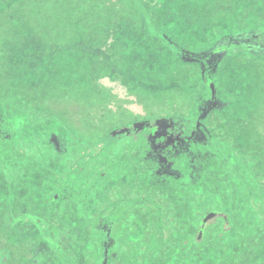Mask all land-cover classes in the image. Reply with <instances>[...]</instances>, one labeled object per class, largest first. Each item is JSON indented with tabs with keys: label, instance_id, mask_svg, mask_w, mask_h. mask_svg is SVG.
<instances>
[{
	"label": "rangeland",
	"instance_id": "1",
	"mask_svg": "<svg viewBox=\"0 0 264 264\" xmlns=\"http://www.w3.org/2000/svg\"><path fill=\"white\" fill-rule=\"evenodd\" d=\"M111 1L119 6L125 0ZM144 1L154 22L169 24L165 30L175 44L183 51L189 45L195 46L191 48L199 55L186 52L181 60L156 38L157 28L156 32L145 29L138 13L135 12L134 20L135 14L131 17L123 8L120 12L105 9V25L97 26V21L90 20L83 27L78 25L70 42L64 45L45 44L28 29L23 31L22 38L16 39L20 41L19 48L12 53L10 64L12 79L17 81H10V88H5L19 101L38 103L60 112L76 134L66 135L57 128L59 138L51 142L62 151L51 156H41L36 139L37 152L26 144L16 143L0 158V234L9 223H16L19 229L25 219L39 222L48 214L43 228L38 227L42 236L75 250L71 242L79 239V232L85 237L89 235L90 223L108 219L111 224L122 222L123 230L124 224L129 223L128 229L134 228L136 239L129 246L119 241L120 234L112 231L115 235L105 247L106 264H264V191H258L252 181L237 174L228 162L227 167L219 166V161L197 153L196 146L207 142L211 134L230 129L233 121L235 124L245 121L246 115L251 118L259 106L254 99L258 91V54L242 55L222 49L210 61L211 74L221 85L218 104L203 112L208 101L207 87L202 81V62L197 57L204 56L201 46L209 49L219 39L213 26L206 27L202 34L203 29H197L195 23L200 17L212 16L207 6L215 4L214 11L219 8L231 11L238 0ZM246 4L264 10V0H246ZM242 31L232 27L227 30L226 35L231 37L226 40L231 43L242 39V34H235ZM235 83L243 90L236 97L230 88ZM188 84L196 86L199 94L186 92ZM231 101V110L237 113L234 118L224 109ZM238 106L243 107L239 113ZM27 108L20 113L15 107L0 104V125L5 133L25 143L28 137L24 135L30 129L44 125L54 132L52 119L40 122L35 107ZM192 111L201 113L197 125L191 122ZM151 116L172 118L170 122L156 120L160 129L173 137L172 143L163 145L164 136L155 137L142 131L147 124L142 119ZM20 119L26 120L22 124L27 131L16 126ZM121 121L134 126L107 135ZM71 142H75V149L85 143L102 144L112 157L129 151L122 156L128 158L129 164L119 179L108 184L105 181L114 176V169H108L104 175L100 173L97 180H89L91 177L79 180L78 171H68L62 157L68 154ZM240 180L246 182V187ZM258 180L264 189V179ZM144 192L148 195L140 201ZM69 201L75 202L79 209L72 208ZM121 212L123 219L119 217ZM53 221H57L68 242L63 244L56 231L51 230ZM71 225L80 226L76 237L70 231ZM30 227L29 223L24 224L19 237H26ZM92 231L93 235L99 234L98 229ZM129 232L125 231L126 237ZM42 236L36 232L32 239H38L39 249H46L49 255L46 264H67ZM144 238L153 239V243L143 241ZM93 244L85 241L84 249L96 256ZM109 255H113L111 261ZM77 261L89 264L88 256L80 250Z\"/></svg>",
	"mask_w": 264,
	"mask_h": 264
},
{
	"label": "trees",
	"instance_id": "2",
	"mask_svg": "<svg viewBox=\"0 0 264 264\" xmlns=\"http://www.w3.org/2000/svg\"><path fill=\"white\" fill-rule=\"evenodd\" d=\"M209 1L210 3L212 1L213 3L215 1L222 2V0H208V2ZM114 2L111 0L106 2L104 0H0V104L5 108L8 106H10V108L15 107L20 113L27 111L28 106H34L36 114L37 112L39 113L37 116L39 117L40 122L52 119L51 127H56V129L54 128V132L52 129L46 128L44 125H41L40 128L36 130L30 129V133L24 135L28 137V140L24 143L19 139L16 141L15 136L13 137L11 134L5 133V129L1 124L0 158L10 151L12 145L16 146V143L20 146L26 144L28 145V149L37 152L38 150L35 148L36 139L39 141V152L42 154L41 156H51V154H55L53 152L62 151V148L59 149L55 143H52L59 138V134L56 133V131H58L57 128H60L61 132L66 135L69 132L71 135L76 134L74 130L68 126L65 119L66 117L60 112L38 103L31 104L26 103L23 100L19 101L11 91H8L5 88V86L10 88L12 85L10 81H17L12 79L14 77L11 73L12 66L10 62L12 53L19 48L18 44L20 41L16 39L23 37L24 30H30L37 39L42 40L45 44L49 42L52 44L57 43L58 45H64L65 43L70 42V38L75 34L78 25L83 27L88 20L91 22L97 21V26L99 24L105 25L103 24V21L106 19L104 13L105 9H116L117 12H120V8H123L124 11L129 12L131 17L135 12L138 13L145 24V29L152 28V30L156 32L157 28L158 31L156 34L159 36L156 37V34L154 35L151 33L150 35L166 43L170 47L172 54H178L181 60H183L184 53L186 52L193 53L192 55H199L195 53L196 49L191 48L195 46H188L181 43L183 47L188 46V49L183 51L180 48V45H177L178 43L175 44L171 39L172 37L167 34L169 31L165 30L167 26L169 27V24L166 23V21L165 23L161 22L159 24L154 22L149 14L147 3L144 0H125L124 2H121L119 6ZM237 2L238 3L232 6L231 11L222 8L214 11V8L216 7L215 4L207 6L212 16L208 19L200 17V20L195 23L197 29H203L202 34H204L206 27L210 25L213 26L219 39V41L216 40L209 49L206 48V46H201V48L204 49V56L197 57L199 61L202 62V81L207 87L206 94L208 101L203 112L205 110V112H208L212 107H217L216 104H218V89H220L221 85L211 74L212 65L210 61L213 56L222 49L240 52L242 55L250 54V56H257L256 54H258L259 60L257 74L259 73L260 80L258 79L256 85L258 91L255 93L254 99L257 100L258 103L256 104H259V106L251 118L246 115L245 117L247 119L245 121H239L237 124L233 121L234 125L231 126L230 129L218 134H211L207 142L197 143L196 146L198 149L197 153L205 154L207 159H215L216 161H219V166L224 165L227 167L225 162H228L231 166L235 167L237 174L245 177L247 181H252L255 188L257 187L258 191L263 192V186L258 179H264V10L256 9L255 4L247 5L246 0H238ZM133 18L136 20V14ZM63 26L65 28H63ZM232 27L234 30L243 29L242 33H235L237 35L242 34L243 38L236 39L230 43L226 39L231 36H227L226 33L227 30ZM250 34H254L255 37L248 39L247 36ZM205 38L206 42L208 37ZM195 39L197 40V36ZM201 42L202 45H204V41L201 40ZM206 50L207 52H205ZM250 74L254 75L253 72H250ZM244 76H246L245 72ZM187 87L188 88L185 89L186 92L189 91L199 94L198 88L193 84H188ZM239 87L240 86L237 83L230 84V88H232V92H230L234 97L242 94L243 90ZM75 97H78V94H76ZM46 103H50V101L46 100ZM231 104L232 101L229 105L224 106V109L226 112L231 113V118H234L237 113L231 110ZM224 109L222 111H224ZM241 110H243V107L240 106L236 109L238 113ZM200 114H194L192 116L191 122H193L194 125H197ZM6 116H8V113H6ZM181 117L186 119L184 116ZM27 119L29 120L31 117H28ZM157 119L164 118H153V116H151L142 119V123H147L146 126L142 128V131H146V133L155 137L164 136L163 145L166 143H172L173 137H171L170 134L164 133L160 129L156 124ZM164 120L170 122L172 118L168 116L165 117ZM24 121L26 120L20 119L18 122L16 121V126L20 128L21 131H27L26 125L22 124ZM31 121L33 120H30L29 122ZM133 124L134 123L127 124L121 121L118 125L111 127L107 132V135H116L121 131L130 130L133 128ZM3 130L4 132H2ZM142 131H140V135H144ZM137 132L138 131H134V133ZM96 135L98 136V134ZM74 144L75 142L70 143V148L66 151L68 154L62 157H65L64 160L68 171H78L80 177L78 176L77 179L79 178V180H84L90 177L89 180H97L100 179V173L101 175H104L108 172V169H114V176L111 175L105 181V183L108 184L113 179H119L122 172L125 171V167L129 164L128 158H122V156L129 151L122 153L120 156L117 155V157H112V155L105 150V146H101L102 144L85 143L81 145L82 147L80 146L77 149L73 148ZM242 153L244 154L242 155ZM130 166L133 167L131 164ZM240 182L242 186L246 187V182H243L242 180H240ZM248 191H246L245 196L247 198L250 197ZM97 194V192L94 194V198ZM146 195L148 194L144 192L142 198L139 200L143 201L146 199ZM79 197H83V194H80ZM152 197L153 196H151V198ZM74 198L78 199L76 196ZM69 203H71L70 206L72 208L79 209V206L75 202L69 201ZM145 208L148 209L146 206ZM47 215L39 222H31L25 219L22 221L19 229L16 228V223L14 222L8 224L7 228L4 229L5 232L0 234V264H46L49 258L46 249H39L38 239L33 240L32 237L36 232L42 236L38 227L43 228V223L48 221L46 219ZM120 216L121 219H123L124 212H121L119 214V217ZM27 223H29L31 227L27 229L26 237L21 238L19 237V230ZM70 223L71 222H69V224ZM121 223L122 222L120 221H115V223L111 224L108 219H105V221H98L96 224L90 223L87 228V231L89 229V235H86L85 237L77 230L80 226L82 228V224H80V226L76 225L75 227L71 225L70 231L75 237L76 232L80 233L79 239L71 242L72 247H75L76 251L72 248H65L63 247L64 245L61 247L56 244L51 237L42 236V239L45 240V242L50 245L67 264H80L77 261V252L79 250L88 256L89 264H106L107 256L105 247H107L108 240L111 239L114 234L112 231L120 234L119 241L126 242V245L133 246V241L136 239V237H134L135 234L133 233L134 228L128 229V225L130 224L125 223V229H120ZM111 225H113V227ZM97 229L99 230L98 235L94 233ZM51 230L56 231L57 237L61 239L63 244L69 241L65 240L63 237V232L57 221L51 223ZM90 230H93L92 233L95 235L91 234ZM126 230L130 231L127 233L128 237H126L125 234ZM121 233L125 235L122 236ZM85 241L94 243L93 247L94 249L96 248L95 252L98 253L96 256L89 253L86 250V247L84 249ZM143 241H149V244L153 243V239L149 238H144ZM109 258V261H111L113 255H109Z\"/></svg>",
	"mask_w": 264,
	"mask_h": 264
}]
</instances>
